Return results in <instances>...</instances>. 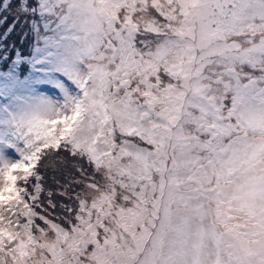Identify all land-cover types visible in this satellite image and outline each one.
<instances>
[{"label": "snow or ice", "instance_id": "6c2138e0", "mask_svg": "<svg viewBox=\"0 0 264 264\" xmlns=\"http://www.w3.org/2000/svg\"><path fill=\"white\" fill-rule=\"evenodd\" d=\"M0 264H264V0H0Z\"/></svg>", "mask_w": 264, "mask_h": 264}]
</instances>
